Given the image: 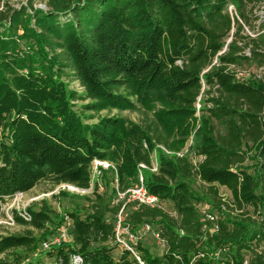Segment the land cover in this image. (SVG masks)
I'll return each mask as SVG.
<instances>
[{
	"label": "trees",
	"instance_id": "obj_1",
	"mask_svg": "<svg viewBox=\"0 0 264 264\" xmlns=\"http://www.w3.org/2000/svg\"><path fill=\"white\" fill-rule=\"evenodd\" d=\"M2 1L0 219L7 199L44 182L91 192L62 191L77 202L60 215L47 200L28 208L30 221L16 213L27 230L0 235V264H41L43 257L52 264H264V218L243 212L264 213V82H240L228 71L249 59L238 44L247 39L243 27L227 7L247 22L252 0H47V12L32 2L2 9ZM234 27L229 51L211 67ZM252 43L263 64L259 41ZM127 111L153 118L143 126L121 114ZM193 134L192 150L178 156ZM96 160L116 167L100 168L104 181L111 174L127 190L142 176L148 192L173 207L176 218L164 206L141 205L127 219L133 233L162 226V256L138 246L141 262L126 250L115 257L121 205L101 191ZM197 182L209 191H195ZM203 204L222 213L216 232L201 217ZM67 218L71 239L40 251Z\"/></svg>",
	"mask_w": 264,
	"mask_h": 264
},
{
	"label": "rangeland",
	"instance_id": "obj_2",
	"mask_svg": "<svg viewBox=\"0 0 264 264\" xmlns=\"http://www.w3.org/2000/svg\"><path fill=\"white\" fill-rule=\"evenodd\" d=\"M31 2L33 3V6L35 9H38V10L40 9L45 12L49 11L47 0H3L1 4H2V9L4 8L5 3H9L15 9H21L22 7H29ZM246 15L249 20L247 22H245V20H242L244 25H241L243 27V32H241V36L243 37L250 36L248 32H251V34L260 33V36L258 37V41L260 43L261 49L264 50V0H252L251 2H249L247 10H246ZM236 30L237 29H235L234 31L235 33H236ZM247 65L248 67L252 69H257L259 67V62L254 60L253 62ZM66 79L67 81L70 82L69 85L72 89H76L80 92L82 91V88L80 87L77 81H74L73 79H70V78H66ZM205 95L206 93L203 94V96ZM201 99L202 97L199 98V102L197 105L198 109L201 107V104H200ZM117 113L119 112H116V111L112 113L104 112L102 113V115H108V114L113 115ZM121 114L127 119H129L130 121L143 125V126L147 125L153 118L151 114H147L143 111H137V112L127 111ZM194 134L189 138L187 146L182 152L192 150L193 144H194ZM254 154L255 153H252V155ZM247 164L251 166L253 162L248 161ZM113 180H114L113 176L109 174L106 178V181H104L103 179H100V186H101L102 192H105V191L108 192L110 196L111 204L115 205L116 200L113 195V189L114 188L116 189L118 183H117V179H115L114 181ZM193 188L195 191H199V190H204L205 192L209 191L208 188L202 185L200 182H197L196 184H194ZM62 191L70 192L76 195L77 194L84 195V194H89L91 192L90 190L89 191L85 190L84 192L73 190L66 185H60V186L53 187L51 183L44 182V183L39 184L37 187H35L31 192L27 194H18L13 198L7 199V201L3 203V209H2L3 214L0 219V235L8 236V235H14V234H23L27 230V228L24 227L23 225H20L15 220V214L17 213L19 215V213H22L24 210L28 211V208L33 206V204L40 203L43 200L49 201V203L53 206L56 214L60 215L62 214V212L66 210L68 211L72 210L74 207V204L77 202L76 199L72 197L61 196L60 193ZM219 191H220V197L223 200V202H226L230 204L232 207H234L232 193L225 187L219 188ZM55 196H58V198H55ZM164 208L166 209L167 212L172 214L175 218L177 217L171 205L165 204ZM135 209H136L135 204H130L129 206H127L124 212L125 218L128 219ZM199 211L204 221L208 220L207 215H213L217 219H219L222 214L220 211L213 209L212 206L208 204L200 205ZM263 211L264 209L262 210V212ZM243 212H245V214L248 217L249 216L253 217V219L257 221H261L264 218V215H262L264 213L258 214L251 207L245 208ZM231 213L238 214L239 211L233 209ZM53 220H54L53 221L54 223L50 225L49 231L54 230L56 228V225L59 222L56 216L54 217ZM213 227L209 226V229L213 231ZM69 228L70 227L65 225L62 229L57 231L53 236L49 238V242H46V241L43 242L41 244L40 251L45 250L43 247L45 243H48L49 245H51L56 242L59 243V242L69 241L71 239ZM162 229H163L162 226H152L151 231H147V232L143 231L142 232L143 235L140 237L138 241V246H141L147 249L154 256H162L166 251V248L163 246L161 242V238L158 236V234H160ZM35 235L41 236V234L38 232H35ZM122 251L123 249L117 245V249L115 251V257L118 258ZM259 251L264 252V243L261 244ZM41 264H52V261L46 257H43L41 259ZM74 264H78V262L75 261Z\"/></svg>",
	"mask_w": 264,
	"mask_h": 264
},
{
	"label": "built area",
	"instance_id": "obj_3",
	"mask_svg": "<svg viewBox=\"0 0 264 264\" xmlns=\"http://www.w3.org/2000/svg\"><path fill=\"white\" fill-rule=\"evenodd\" d=\"M227 13L232 18L234 24L236 22H238L240 25H244L240 15H239V13H238V11L234 5H229L227 7ZM235 29H236V27L233 28V30L229 36L230 39L228 37V39L226 40L225 47L215 57L211 67L219 66V56H222L229 51V45L234 40ZM242 32H243V30H242ZM248 33L250 36H245L247 39L243 42H239L238 44H239V46H241L243 48V52L241 54L245 58L249 59V62L244 63V65H242V66H240V65H228V71L233 73L234 76L236 77V79L240 82H247V83H250L253 81H263L264 82V63L259 64V67L257 69H252V68L248 67V65H247V64L254 61V51L255 50H254V44L252 43V41L258 40L260 33L259 34H251V32H248ZM256 52L264 55V50H262L261 48L257 49ZM204 87H205V85H204ZM163 149L166 151L167 154H172L171 152H169L165 148H163ZM188 152L189 151L181 152V153H178L177 155L182 157V156L186 155ZM193 163L196 164V160H194ZM101 167L104 169H109L110 167H112L116 171V167L114 165L107 163V162H102V161L96 160L94 162V176H96L97 178H100V179L103 176L102 170L100 169ZM140 167L141 168H147L145 165H140ZM151 170L154 172L158 171V162L156 159L153 161V167L151 168ZM66 186H68L70 188L72 187L70 185H66ZM71 189L77 190V191H82V192L85 191V190H80V189L75 188V187H72ZM100 189H101V186H100ZM116 191L117 192H116V197H115V200H116L115 205H121V209H120L119 214L117 215V219H116V244L118 246H120L123 250L131 252L132 255L139 262H141V257L138 253V250H137L138 241H139L140 237L143 235L142 232L143 231L144 232L151 231L152 226L146 224L139 231L140 233L139 232L133 233L132 228L128 223V220H127V218H125V215H124L126 207L129 206L130 204H135V206L145 205V206H148L151 208H162L164 205H163V203H161V201L158 197H156L155 195H152L148 192V190L144 186L142 176H140V183L139 184H137V185H135V186H133L127 190H120L119 186L117 185ZM19 216L26 221L31 220V214L27 210H24L22 213H19ZM207 218L209 221H211L215 224L213 227V232H216L217 228H218L217 223H216L217 218L213 215H207ZM67 226L68 227L71 226V222H70L69 218H67ZM158 236L160 237V234H158ZM161 242H162L163 246L166 248L165 242L163 240H161ZM59 243H61V242H59ZM54 244H57V242ZM49 246L50 245L48 243H45L43 245L45 250L48 249ZM75 261L78 262V264L82 263L81 258H76Z\"/></svg>",
	"mask_w": 264,
	"mask_h": 264
},
{
	"label": "bare ground",
	"instance_id": "obj_4",
	"mask_svg": "<svg viewBox=\"0 0 264 264\" xmlns=\"http://www.w3.org/2000/svg\"><path fill=\"white\" fill-rule=\"evenodd\" d=\"M70 186H71V185H70ZM72 187H73V186H72ZM72 187H71V188H72Z\"/></svg>",
	"mask_w": 264,
	"mask_h": 264
}]
</instances>
